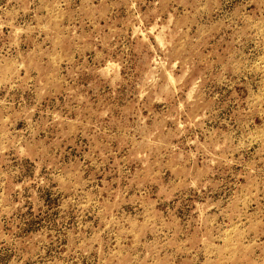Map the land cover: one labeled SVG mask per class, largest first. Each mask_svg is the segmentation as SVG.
I'll use <instances>...</instances> for the list:
<instances>
[{"label": "rangeland", "instance_id": "374dc122", "mask_svg": "<svg viewBox=\"0 0 264 264\" xmlns=\"http://www.w3.org/2000/svg\"><path fill=\"white\" fill-rule=\"evenodd\" d=\"M0 264H264V0H0Z\"/></svg>", "mask_w": 264, "mask_h": 264}]
</instances>
